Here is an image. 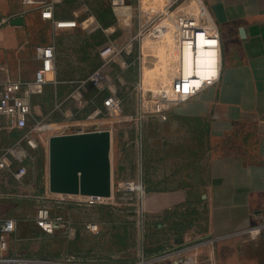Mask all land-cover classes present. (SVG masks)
Listing matches in <instances>:
<instances>
[{
    "label": "crops",
    "instance_id": "obj_1",
    "mask_svg": "<svg viewBox=\"0 0 264 264\" xmlns=\"http://www.w3.org/2000/svg\"><path fill=\"white\" fill-rule=\"evenodd\" d=\"M195 1L218 33V77L192 99L171 109L167 120L145 118L144 136L137 131L120 146L125 153L131 151V158L129 151L121 167L135 168L132 179L145 186L143 204L148 217L159 221V230L165 228L163 249L153 253L151 264H182L196 252L200 264H264V0H204L207 10L200 0ZM128 5L125 16L134 18L137 4L128 0ZM0 17L9 20L0 29V83L33 81L41 67L37 48H55L54 80L31 100L30 125L39 124V133L71 128L96 110L103 111L99 121L106 120L104 101L113 93L132 101L131 106L138 110L139 92L131 87L141 82L139 46L135 44L130 54L122 52L107 67L100 55L109 45L123 51L137 34L135 27L121 26L116 14L115 22L104 28L86 0H64L55 19L76 20L78 26L58 29L53 21L42 19L39 7H27L22 0H0ZM17 18L23 22L12 24ZM87 18L90 29L81 26ZM169 35L175 46V34ZM201 63L202 59L200 68ZM152 68L146 60L147 81L163 78L160 74L164 72L158 74ZM99 70L107 81L96 87L89 80ZM75 92L80 100L73 97ZM3 121L11 123L7 118ZM24 133L0 131V158L11 148L16 147L17 153L10 157L12 166L0 175V220L17 222L0 264H94L89 259L95 254L100 258L101 251L94 250L100 240L86 250L62 252L56 244L39 249V241L50 240L39 237L42 230L35 221V207L42 198L24 197L27 184L36 186L32 194H39V186L27 176L16 178L19 168H27L29 156L39 148L48 155L51 136L71 133L50 134L48 144L43 141L37 149L17 147ZM77 209L83 210L82 218ZM61 213L74 227L72 237L65 231L68 238L75 236L78 241L94 234L87 230L88 224H97L100 231L95 235L103 236L102 230L115 223V217L108 218L101 206L68 204Z\"/></svg>",
    "mask_w": 264,
    "mask_h": 264
},
{
    "label": "built area",
    "instance_id": "obj_2",
    "mask_svg": "<svg viewBox=\"0 0 264 264\" xmlns=\"http://www.w3.org/2000/svg\"><path fill=\"white\" fill-rule=\"evenodd\" d=\"M64 0H22L23 4L27 7H39L41 17L44 20H50L54 22V25L58 29H73L77 28L78 23L76 20H62L55 19V13L58 8L63 3ZM187 1V0H186ZM185 1V2H186ZM113 12L118 17V22L121 26H128V19L125 15L128 14L129 5L128 0H109ZM143 0H138L137 10L138 14L134 18H130L139 20V29L137 30L136 36L132 39L131 42L123 49V51L117 50L113 45H109L104 47L100 51V55L104 60V67L109 66L114 58L120 55L122 52H126L130 54L135 47L136 40L139 36L144 35V30L150 25L156 22L159 17L164 16V18L169 17V20H173L171 16H173L174 12L173 8H176L177 0H162L160 4L156 7V12L152 13L151 10L143 11L142 7ZM183 2L182 4H184ZM197 7L199 8V4L194 0ZM182 4L177 7L176 11L178 12V16L175 19L177 27L179 29L182 48L186 47V40L192 41L193 43L197 41V37L200 33L209 39L215 42V50L219 51V37L218 33L209 23L208 16L203 11L201 12L199 9L200 17L191 16L189 17L185 10H181ZM200 4L204 5L203 1L200 0ZM204 8L206 9L205 5ZM207 10V9H206ZM87 20L83 21L81 26L84 29H90L91 25ZM206 20L209 25L205 26L203 21ZM202 21V22H201ZM144 22H146L147 26H144ZM9 23L8 19H4L0 17V29ZM149 24V25H148ZM160 24V23H159ZM156 24L154 27L153 34L158 37L164 36L161 34V26ZM97 28H99L97 26ZM156 36V37H157ZM37 57L41 62V67L35 73L34 80L31 82L23 83L17 81H5L0 83V131H12V130H25L24 135L21 137L18 146L27 145L32 149H37L39 144L37 142L36 136L39 134L40 126L36 124L34 126L30 125V116L33 111L32 98L38 95L43 94L45 87L48 83L52 82L54 79L56 66V54L55 48L53 46H40L37 48ZM182 69V67H181ZM180 73L181 70H180ZM217 79V78H216ZM209 80L204 86L201 88L190 87L187 88L185 86L186 78L181 75L176 77L170 85H166L163 87H159L154 91L144 89L139 87L140 94V106L137 112V120L143 121L145 118L149 116H154L159 118L161 121L167 120L168 112L181 105L185 102L192 99L199 91L204 89L207 85H210L214 80ZM107 81L106 76L103 71L99 70L95 72L91 77L89 82H91L96 87H101L103 83ZM74 98L80 100V95L78 92H75L73 95ZM104 108L106 114L111 118H120L122 116V102L121 99L115 94H111L104 101ZM103 114L102 110L94 111L91 116L88 117V121H95ZM7 118L11 120L10 125H5L3 119ZM122 118V117H121ZM101 131L99 129L88 131L83 129V127H79L76 133H85V132H94ZM17 156L16 147L8 149L4 152L3 156L0 158V175L7 169L12 166L10 157ZM28 173V170L25 166L19 168L16 172V178L18 180H23ZM36 186L34 184H27L28 193L25 194V198H40L39 194H32L31 189H35ZM118 193L121 195L118 199H116L113 195L111 198H101V197H83V196H71V195H55L49 191V186L46 188V192L44 196H41L42 199L50 196H58L61 201L72 200L73 197H81V201L83 204L87 206H96L104 203H112L117 205L118 200L132 201V206L135 207L137 214L139 215L138 226L141 227L144 224L142 213L144 212V200L146 197V189L142 182L138 180H126L119 183ZM0 197H3V192L0 188ZM142 216V217H141ZM37 226L47 234H55L58 230H65L69 232V235L72 237L74 227L70 221H68L65 217L61 215L53 216L52 209L48 206L38 207L36 211L35 218ZM17 228V222L14 219H3L0 220V258H2L9 250V235L14 233ZM87 230L91 233L97 234L100 229L97 224H88ZM209 260L211 257L209 256ZM200 256L196 252L190 257L184 259L182 264H200ZM137 264H147L145 261H141Z\"/></svg>",
    "mask_w": 264,
    "mask_h": 264
},
{
    "label": "rangeland",
    "instance_id": "obj_3",
    "mask_svg": "<svg viewBox=\"0 0 264 264\" xmlns=\"http://www.w3.org/2000/svg\"><path fill=\"white\" fill-rule=\"evenodd\" d=\"M87 1V0H86ZM97 0H90V2H95ZM162 0H143L142 7L143 11L145 10H151L152 13L156 12V7L160 4ZM178 3L176 4V8H173V16L171 18L173 20H169L167 18H164V16L159 17L156 22H153V24L149 23L148 27L144 30L142 36H139L136 40V45L139 46V49L141 50V63H140V69H141V82L137 84L136 86L131 87L133 92H139V87L144 89L145 91L151 90L154 91L159 87H163L166 85H170L171 82L176 78L177 73H180V70H185V62L182 59L181 60V54L179 51V42H180V31L177 27V24L175 22L176 17L178 16V12L176 11L179 4L181 5L186 0H177ZM204 3V0H202ZM134 5L138 4V0H133ZM205 5V3H204ZM90 11H92L91 6H88ZM137 7V5H136ZM180 8L181 10H185L187 15L189 17L191 16H197L200 17L199 8L195 3L192 2V0H187L184 4H182ZM206 7V6H205ZM156 9V10H155ZM201 11V9H200ZM138 14V10H137ZM210 18V17H209ZM130 20V19H129ZM202 22V21H201ZM160 23V24H159ZM205 26H208L209 23L204 20L203 21ZM129 27H135L137 30L139 29V20L133 19L132 21H129L128 23ZM147 23L144 22V26ZM156 24L159 25H165L161 26V31L165 32L164 36H157L153 34L154 27ZM147 26V25H146ZM174 33L175 34V46L171 44L172 38H170L169 34ZM163 34V33H162ZM157 36V37H156ZM145 43H148L146 45ZM148 60L152 63L153 66V72H164V74H160L163 76L161 77H155L154 79H150V81H147L145 79V62ZM182 67V69H181ZM134 89V90H133ZM125 92V90L122 91V93ZM135 92V93H136ZM140 96V94H139ZM122 102V118H111L110 116H106V120L103 119L101 121L100 117L95 121H84L80 124H76L75 126L63 129V128H57V129H47L45 131H41L39 133L38 137V144L39 147L42 145L43 141L44 144H48V138L50 134H54L57 132H67L71 134H75L79 127H83V129L88 131L93 130H109L113 131V146H112V152H111V161H112V172H113V196L118 199L121 195L118 193V186L119 183L126 180H134L132 179L133 174L136 172L135 168H130L129 166L122 168L121 164L124 158L128 155V152H124V149H120L121 144L124 142L131 141L132 135L135 136V132H139L144 136V120L139 121L137 120V112L139 110L131 106L132 101L127 100ZM136 102V101H135ZM138 103V102H137ZM140 106V101H139ZM107 128V129H106ZM111 128V130H110ZM122 133L124 134V137L122 138ZM42 136V137H40ZM119 146V148H118ZM130 158H131V151L129 152ZM128 161V160H127ZM28 164L27 166V177L29 180H32L33 182H37L39 186V196H44L43 192L45 188L49 186V157L45 151V149L39 148V154H31L28 158ZM125 179V180H123ZM50 201H48L47 205L51 207L53 200L61 201L58 196H50ZM81 197H73L72 200H68L69 202L77 203L80 205L84 202L81 201ZM109 205L118 206L120 209L114 212L113 216L114 218V224L111 226H107V228L103 229L101 234L103 236L99 235H87V236H81V240L77 241L75 244V239L73 238H64L60 237L58 233L54 234L55 236L52 240H47L45 242L39 241V249L43 247H51L52 244H56L60 247L61 251L63 252H69V250H86L87 248L91 247V244L96 241L100 240L99 244L94 247V250L96 252L101 251V256L105 257L104 262L96 263V264H137L141 261H145L147 264H151L154 260V255L158 252V248L162 247L163 243L166 239V236L164 234L165 228H162V230H159L157 228L158 222L156 220L151 221L148 217V213L146 209L144 208V212L142 213V218L144 220V224L139 227L138 220L139 215L136 212V209L134 206L130 205L132 204V201L127 200L122 201L118 200V204H112V203H104ZM100 204V205H104ZM144 205V204H143ZM41 206V203L39 202V206L35 207V210L37 211L38 207ZM86 207H91L87 206ZM98 206V205H96ZM93 207V206H92ZM52 208V207H51ZM83 208V207H81ZM53 209V208H52ZM77 216L80 218L83 217V210H75ZM56 213L57 211L54 210ZM86 213V212H85ZM64 216V215H63ZM65 217V216H64ZM85 217V216H84ZM180 223V220L177 222ZM176 234L180 236V229H176ZM92 234V233H91ZM95 237L93 238V236ZM74 243L75 245H72ZM46 244H50V246H47ZM86 248V249H85ZM163 249V247H162ZM160 248V250H162ZM156 251V253L153 255V253ZM39 252H41L39 250ZM104 254V255H103ZM110 257L111 260L108 261V257ZM129 261V262H128ZM132 261V262H131ZM131 262V263H130ZM94 263V264H95Z\"/></svg>",
    "mask_w": 264,
    "mask_h": 264
},
{
    "label": "water",
    "instance_id": "obj_4",
    "mask_svg": "<svg viewBox=\"0 0 264 264\" xmlns=\"http://www.w3.org/2000/svg\"><path fill=\"white\" fill-rule=\"evenodd\" d=\"M22 22L17 18L12 24ZM112 141L109 130L51 136L49 191L55 195L111 198Z\"/></svg>",
    "mask_w": 264,
    "mask_h": 264
},
{
    "label": "bare ground",
    "instance_id": "obj_5",
    "mask_svg": "<svg viewBox=\"0 0 264 264\" xmlns=\"http://www.w3.org/2000/svg\"><path fill=\"white\" fill-rule=\"evenodd\" d=\"M211 24V22L209 21ZM212 26V24H211ZM161 31V30H160ZM215 42L200 33L197 41L186 40V47L182 48L181 38L179 42V51L181 60L185 62V70L177 73L176 77L183 75L186 78L185 86L187 88H201L209 80L218 77L220 57L218 49L215 50ZM200 59H202L203 67H199Z\"/></svg>",
    "mask_w": 264,
    "mask_h": 264
},
{
    "label": "trees",
    "instance_id": "obj_6",
    "mask_svg": "<svg viewBox=\"0 0 264 264\" xmlns=\"http://www.w3.org/2000/svg\"><path fill=\"white\" fill-rule=\"evenodd\" d=\"M86 3L88 6L89 5L91 6L92 12L97 16L98 20L100 21V23L103 25L104 28L111 26L115 22V19H116L115 14L112 11V8H111L108 0H97L93 3L90 2V0H87ZM41 151H42V148H41ZM36 154H39V150H37ZM45 192H46V189L44 190L43 195L45 194ZM49 199L50 198L46 197L45 199L39 200V202L41 203V206H48L47 203H48V201H50ZM54 201L55 200L51 201L52 202L51 207L53 209L50 206H48L52 209L53 216H57V215L63 216V214L61 212H62L63 208L68 204H71V205H74L77 207H86L85 205H80V204L69 202V201H56V202H54ZM98 206L106 208L108 218H110V219L113 217L115 209H120L118 206L109 205V204L98 205ZM54 210H56L57 212L55 213ZM56 233H58V235L60 237L68 238V235L66 234L65 230H58L55 232V234ZM43 236L49 238L50 240H52L54 238L52 236H48L47 234L43 233L42 231H39V237H43ZM73 239H75L74 243L76 244L78 241V237L74 236ZM74 243H72V245H75ZM110 257L111 256L108 257V261L111 260ZM106 259L104 256L103 257L100 256V258H98V255L95 254L94 258H91L89 260H92L93 262H96V263H100V262H104ZM84 262H88V260H84Z\"/></svg>",
    "mask_w": 264,
    "mask_h": 264
}]
</instances>
